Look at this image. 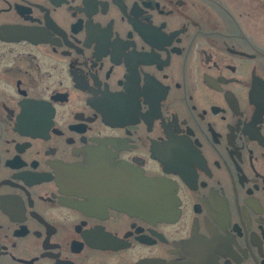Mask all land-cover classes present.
Wrapping results in <instances>:
<instances>
[{
    "label": "flooded vegetation",
    "instance_id": "flooded-vegetation-1",
    "mask_svg": "<svg viewBox=\"0 0 264 264\" xmlns=\"http://www.w3.org/2000/svg\"><path fill=\"white\" fill-rule=\"evenodd\" d=\"M0 264H264V0H0Z\"/></svg>",
    "mask_w": 264,
    "mask_h": 264
}]
</instances>
